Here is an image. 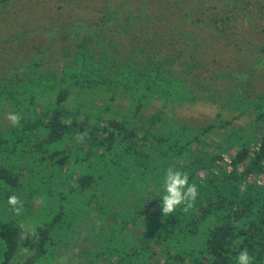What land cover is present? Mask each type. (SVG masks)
Segmentation results:
<instances>
[{
    "label": "trees",
    "instance_id": "obj_1",
    "mask_svg": "<svg viewBox=\"0 0 264 264\" xmlns=\"http://www.w3.org/2000/svg\"><path fill=\"white\" fill-rule=\"evenodd\" d=\"M169 167L198 188L187 213H162ZM251 174L264 0H0V264H264Z\"/></svg>",
    "mask_w": 264,
    "mask_h": 264
},
{
    "label": "clouds",
    "instance_id": "obj_2",
    "mask_svg": "<svg viewBox=\"0 0 264 264\" xmlns=\"http://www.w3.org/2000/svg\"><path fill=\"white\" fill-rule=\"evenodd\" d=\"M6 119L13 127H18L20 125L21 117L14 112L8 113ZM87 135V133H77V143H82ZM223 159L224 165L228 164L227 166L229 167L231 163L230 155H228L227 159L223 156ZM163 190L164 194L161 198V202L164 216L172 215L177 208L181 207L182 210L187 213L192 208L199 194L196 184L194 182L189 183V175L175 167H169L166 170ZM8 204L15 215L19 216L23 213V202L16 195H12L8 198ZM235 260L236 264H253V258L249 255L247 249L240 251Z\"/></svg>",
    "mask_w": 264,
    "mask_h": 264
},
{
    "label": "rangeland",
    "instance_id": "obj_3",
    "mask_svg": "<svg viewBox=\"0 0 264 264\" xmlns=\"http://www.w3.org/2000/svg\"><path fill=\"white\" fill-rule=\"evenodd\" d=\"M4 11H5L6 16L10 15L9 14V8H6ZM13 12H16V9L13 8L11 10L12 15H13ZM4 25H7V24H4ZM11 30L12 29L9 27L3 29V31L7 33V36L11 32ZM252 65H254V63ZM215 114H216V109H214V108H212V109L206 108L204 110L200 109L199 111L196 112V115L194 116V122L196 123V125L199 124L200 126H205L207 124H211L215 119ZM223 156L225 157V159H227L228 154H223ZM223 166H225L226 169H228L227 165H223ZM240 170H242V169H240ZM202 175H203V173L200 174V176H202ZM254 181H256L259 184H264V175H260L259 177H257L255 175L251 174V176L248 178V182H254ZM155 248H156V251L160 254L161 253L160 248L158 246H156ZM161 261H162V263L164 262L163 259H161ZM64 264H66V262ZM67 264H71V262L69 261Z\"/></svg>",
    "mask_w": 264,
    "mask_h": 264
},
{
    "label": "built area",
    "instance_id": "obj_4",
    "mask_svg": "<svg viewBox=\"0 0 264 264\" xmlns=\"http://www.w3.org/2000/svg\"><path fill=\"white\" fill-rule=\"evenodd\" d=\"M229 162V161H228ZM228 170L230 171L231 170V167H228Z\"/></svg>",
    "mask_w": 264,
    "mask_h": 264
}]
</instances>
